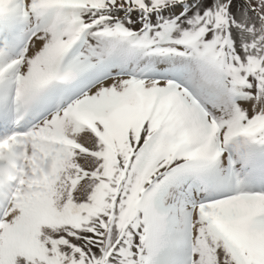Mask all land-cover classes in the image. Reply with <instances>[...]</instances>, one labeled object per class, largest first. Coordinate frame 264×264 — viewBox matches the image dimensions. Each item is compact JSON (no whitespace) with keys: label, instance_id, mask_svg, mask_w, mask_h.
Returning <instances> with one entry per match:
<instances>
[{"label":"snow or ice","instance_id":"1","mask_svg":"<svg viewBox=\"0 0 264 264\" xmlns=\"http://www.w3.org/2000/svg\"><path fill=\"white\" fill-rule=\"evenodd\" d=\"M0 264H264V0H0Z\"/></svg>","mask_w":264,"mask_h":264},{"label":"clouds","instance_id":"2","mask_svg":"<svg viewBox=\"0 0 264 264\" xmlns=\"http://www.w3.org/2000/svg\"><path fill=\"white\" fill-rule=\"evenodd\" d=\"M41 174L43 175V170L41 169Z\"/></svg>","mask_w":264,"mask_h":264}]
</instances>
